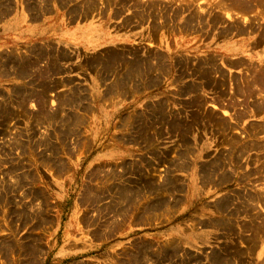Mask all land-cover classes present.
I'll return each mask as SVG.
<instances>
[{"label":"rangeland","instance_id":"374dc122","mask_svg":"<svg viewBox=\"0 0 264 264\" xmlns=\"http://www.w3.org/2000/svg\"><path fill=\"white\" fill-rule=\"evenodd\" d=\"M263 4L0 0V264H264Z\"/></svg>","mask_w":264,"mask_h":264},{"label":"bare ground","instance_id":"6f19581e","mask_svg":"<svg viewBox=\"0 0 264 264\" xmlns=\"http://www.w3.org/2000/svg\"><path fill=\"white\" fill-rule=\"evenodd\" d=\"M231 1H232V0H231ZM237 2H239V1H237ZM238 4H239V3H238ZM247 4H249V3H247ZM258 4H259V3H258ZM235 5H236V4H235ZM245 5H246V3H245ZM260 5L262 6V3H260ZM263 5H264V4H263ZM240 6H241V5H240ZM246 7H247V5H246ZM250 7H251V6H250ZM240 8H241V7H240ZM242 8H243V4H242ZM252 8H253V7H252ZM245 9H246V8H245ZM245 9H244V10H245ZM253 9H254V8H253ZM246 11H248V10H246ZM251 11H252V10H251ZM185 21H186V20H185ZM187 22H188V21H187ZM183 23H184V22H183ZM185 24H186V23H185ZM192 24H193V23H191V25H192ZM188 25H189V24H188ZM193 26H194V25H193ZM193 26H192V27H193ZM195 26H196V25H195ZM192 27H191V28H192ZM154 28H155V27H154ZM183 28H184V27H183ZM188 28H190V27H188ZM188 28H187V29H188ZM151 31H152V30H151ZM157 31H158V29H157ZM188 31H189V30H188ZM153 34H154V33H153ZM153 34H152V35H153ZM121 57H122V56H121ZM116 58H117V56H116ZM52 62H53V61H52ZM56 66H57V65H56ZM49 67H50V66H49ZM55 68H56V67H55ZM51 70H52V69H51ZM262 72H263V71H262ZM40 74H41V72H40ZM41 76H42V75H41ZM263 76H264V75H263ZM262 80H263V79H262ZM255 81H256V80H255ZM263 82H264V81H263ZM257 83L259 84V83H261V82H257ZM255 84H256V83H255ZM261 85H262V84H261ZM263 85H264V84H263ZM257 106H258V105H257ZM255 108H256V107H255ZM253 144H256V143H253ZM249 146H250V145H249ZM246 147H247V146L245 145V148H244L245 150H246ZM251 147H252V146H251ZM252 148H253L254 150H257V151H259V150L263 151V155H262L261 157H264V146H259V145L256 144V145L253 146ZM239 149H240V148H239ZM241 149H242V148H241ZM241 149H240V150H241ZM244 149H242V150H244ZM248 149H249V147L247 148V150H248ZM258 149H259V150H258ZM240 150H239V151H240ZM181 152H182V151H181ZM241 152H243V151H241ZM246 152H247V151H246ZM179 154H180V153H179ZM241 154H242V153H241ZM158 157H159V156H158ZM261 157L259 156V158H261ZM160 158H161V157H160ZM261 159H262V158H261ZM255 160H256V159H255ZM213 161H214V163H215V159H214ZM217 161H218V160H217ZM238 161H239V160H238ZM252 161H253V160H252ZM220 162H221V160H220ZM220 162H219V163H220ZM253 162H254V161H253ZM211 163H213V162H211ZM217 163H218V162H216V164H217ZM236 165H237V164H236ZM202 166H204V165H202ZM217 166H218V165H217ZM239 167H240V166H239ZM205 168H206V167H205ZM258 168H259V169H258ZM258 168H256V169H258L257 171L264 172V161L259 163V167H258ZM256 169H254V170H252V171H255ZM210 170H211V168H210ZM211 171H212V170H211ZM224 171H225V170H224ZM250 171H251V170H250ZM250 171H249V172H250ZM212 172H213V171H212ZM212 172H211V173H212ZM233 172H234V171H233ZM249 172H248V173H249ZM208 173H209V172H208ZM226 175H227V174H226ZM246 175H247V174H246ZM213 176H214V175H213ZM217 177H218V176H217ZM219 177H220V176H219ZM219 177H218V179H219ZM167 178H168V177H167ZM245 178H246V177H245ZM205 179H206V178H205ZM222 181H223V180H222ZM246 194H247V193H246ZM242 197H243V196H242ZM255 197H256V196H255ZM260 198H261V197H260ZM222 203H223V202H222ZM247 204H248V203H247ZM259 204H261L262 207L264 208V201H263L262 199H261V201H260ZM252 205H254V204H252ZM23 214H24V212H23ZM25 215H26V214H25ZM26 220H28V219H26ZM261 223H263V222H261ZM261 223H260V224H261ZM260 224H259V225H260ZM263 226H264V225H262L261 227L263 228ZM261 227H260V228H261ZM258 228H259V226H258ZM254 230H255V229H254ZM263 230H264V229H263ZM263 233H264V232H263ZM263 235H264V234H263ZM254 236H256V235H254ZM257 238H258V236H257ZM255 239H256V237L254 238V240H255ZM256 240H257V239H256ZM255 245H256V244H255ZM257 246H258V244H257ZM251 248H252V247H250L249 249H251ZM250 251H251V250H250Z\"/></svg>","mask_w":264,"mask_h":264}]
</instances>
